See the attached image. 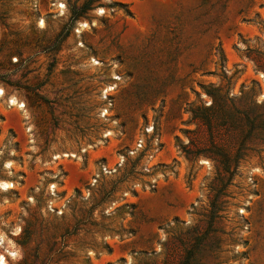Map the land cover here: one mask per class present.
<instances>
[{"label":"rangeland","instance_id":"obj_1","mask_svg":"<svg viewBox=\"0 0 264 264\" xmlns=\"http://www.w3.org/2000/svg\"><path fill=\"white\" fill-rule=\"evenodd\" d=\"M0 87L5 264H264V0H0Z\"/></svg>","mask_w":264,"mask_h":264},{"label":"bare ground","instance_id":"obj_2","mask_svg":"<svg viewBox=\"0 0 264 264\" xmlns=\"http://www.w3.org/2000/svg\"><path fill=\"white\" fill-rule=\"evenodd\" d=\"M55 6H56V11H55V15L58 16V15H62L63 14V10H64V3L62 1H57L55 3ZM103 9L102 8H98L96 9V12H102ZM43 19L39 18L38 21H37V24H38V27L42 28L43 27ZM79 26L81 28H84L87 26V23L86 22H79L78 23ZM76 31H79V29H77ZM90 61L93 63V64H98L99 62L96 61L95 58H91ZM113 77H116L118 78V76L116 75H113ZM113 88V86H108L105 90H109ZM104 90V91H105ZM4 95V90L3 88L0 87V98H2ZM263 96V93H260V97ZM5 102H6V105L8 107H11V106H15L17 107L19 110H21V112L24 114V115H27V112H26V109H25V104L22 102V101H18L17 97L15 96V94H10L6 97L5 99ZM110 132H106L105 135L109 134ZM74 157L75 155L73 153H62L61 155H57V154H54L53 155V159H57L58 157ZM201 163L205 164L206 166L209 165L208 161L207 160H204V159H201L200 160ZM3 167L4 169L10 173V170H11V166H10V161L6 160L3 164ZM111 171V170H110ZM13 186V183L10 182L9 180H4V179H0V190L1 191H7L10 187ZM49 190H50V193L51 194H54V184L51 183L49 186H48ZM31 199V198H30ZM4 241H7L4 236L2 234H0V247L3 248V252H0V264H5V256H4V253H6L7 255H9L10 257H15L17 255V251L16 249H14L13 247H9V246H6ZM126 264L127 261H126Z\"/></svg>","mask_w":264,"mask_h":264}]
</instances>
